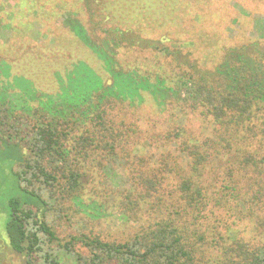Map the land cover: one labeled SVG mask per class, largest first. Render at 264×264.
Instances as JSON below:
<instances>
[{"label":"trees","instance_id":"1","mask_svg":"<svg viewBox=\"0 0 264 264\" xmlns=\"http://www.w3.org/2000/svg\"><path fill=\"white\" fill-rule=\"evenodd\" d=\"M81 32L86 34L75 29ZM112 33L119 41L130 40L128 45L156 50L165 59L170 55L165 38L130 37L119 29ZM88 43L103 63L113 65L105 68L110 84L100 91L102 80L92 74L90 87H61L56 95L63 100L43 94L35 99L37 107L23 108L27 114L11 108L0 91V249L17 256L20 264H264V59L259 56L264 43L252 45L257 59L251 61L243 47L231 64L215 67L216 77L178 46L172 62L179 63V76L169 84L154 83L159 79L151 81L138 70L117 69L114 51L112 58ZM5 74L8 82L10 72ZM71 75L76 76L72 69ZM15 79L21 90L24 78ZM31 95L36 97L32 90ZM148 104L169 112L162 122L151 120V126L160 125L154 128L157 143L149 136L153 127L138 124L139 108ZM189 115L202 118L208 131L194 134ZM11 134L22 136L21 141H10ZM165 145L175 149L176 158L172 164L161 156L166 160L156 168L150 158ZM217 165L222 178L212 174ZM90 169L108 187L117 216L135 222L147 214L151 223L125 242H107L81 229L63 242L55 230L56 216L66 203L89 206L82 196ZM173 177L175 185L167 190ZM211 180H221L218 190L230 196L215 198L212 208L233 207L253 224L258 240H240L239 231L226 226L224 234L207 243L200 233L209 225L208 214L213 215L207 194Z\"/></svg>","mask_w":264,"mask_h":264},{"label":"rangeland","instance_id":"2","mask_svg":"<svg viewBox=\"0 0 264 264\" xmlns=\"http://www.w3.org/2000/svg\"><path fill=\"white\" fill-rule=\"evenodd\" d=\"M79 27L84 29L86 36L82 32L75 33ZM114 29L130 37L139 34L145 39L169 40L164 45L169 48L168 59L156 50H142L128 45L131 42L128 39H115ZM88 40L110 52L112 58L114 51L119 66L117 69L124 72L138 70L151 76V81L159 79L154 83L164 81L169 84L178 78L179 69L176 66L179 63L172 62V53L178 46L181 53L195 61L198 68L216 77L215 67L223 62L231 64L243 54V47L247 46L245 51L251 55V61L257 59L259 51L254 52L252 45L264 43V0H0V91L11 102L9 106L13 109L19 107L16 110L27 114L23 108L31 110L37 107L35 99L43 94H60L59 88L66 89L69 84L74 89L76 85H81V90L90 87L95 81L92 74L102 80L97 91L109 86L110 76L105 68L110 66L112 69L113 65L103 63ZM259 56L264 59V52ZM71 69L76 76L68 78ZM6 72H10L8 82L3 81L7 80ZM14 77L24 78L26 83L19 82L21 90L17 89L18 82ZM30 89L36 93L35 98H32ZM55 98L63 100V95H56ZM150 104L139 108L138 115L142 119L138 124L143 129L153 127L151 120L162 122L169 115L167 110L153 109ZM187 122L194 134L205 133V129L208 131L207 123L198 116L189 115ZM155 126L149 136L157 143L159 131L154 128L160 125ZM21 137L9 136L12 142H20ZM140 140L142 142V137ZM165 147L153 154L156 158L147 156L156 168L161 169L163 160H166H162L161 156L174 163L175 149ZM163 151L166 155H161ZM216 168L218 170L212 174L224 177L221 166ZM95 175L90 169L89 178L86 176L85 180V196L82 199L89 206L81 204L77 207L66 203L56 216L55 230L63 242L69 240L68 235H77L80 229L107 242H125L140 227L151 223L147 214H141L135 222L117 216L107 199L108 187L100 185ZM220 182H207L213 215L208 214L205 223L209 225L202 228L205 234H200L207 238V243L215 242L214 237L224 234L225 227L230 226L239 231L238 239L252 244L258 240V235L251 222L244 220L243 215L236 213L233 207L212 208L215 198L230 197L226 190L220 193L217 188H220ZM174 185L173 177L167 190ZM217 248L213 249L214 252ZM3 256V264H20V259L9 254L5 247L0 249V259Z\"/></svg>","mask_w":264,"mask_h":264}]
</instances>
